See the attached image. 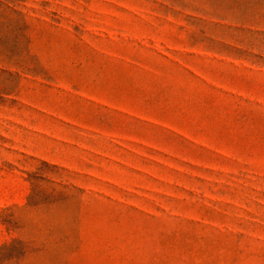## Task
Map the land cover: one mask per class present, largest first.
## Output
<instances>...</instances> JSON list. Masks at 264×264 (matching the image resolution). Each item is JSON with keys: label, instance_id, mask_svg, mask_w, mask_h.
I'll list each match as a JSON object with an SVG mask.
<instances>
[{"label": "rangeland", "instance_id": "rangeland-1", "mask_svg": "<svg viewBox=\"0 0 264 264\" xmlns=\"http://www.w3.org/2000/svg\"><path fill=\"white\" fill-rule=\"evenodd\" d=\"M0 264H264V0H0Z\"/></svg>", "mask_w": 264, "mask_h": 264}]
</instances>
